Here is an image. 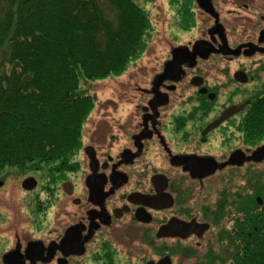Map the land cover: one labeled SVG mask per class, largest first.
Instances as JSON below:
<instances>
[{
    "label": "flooded vegetation",
    "instance_id": "1",
    "mask_svg": "<svg viewBox=\"0 0 264 264\" xmlns=\"http://www.w3.org/2000/svg\"><path fill=\"white\" fill-rule=\"evenodd\" d=\"M210 1L67 167L35 171L45 187L0 174V264H250L264 241V0ZM182 48L197 52L158 85Z\"/></svg>",
    "mask_w": 264,
    "mask_h": 264
},
{
    "label": "trees",
    "instance_id": "2",
    "mask_svg": "<svg viewBox=\"0 0 264 264\" xmlns=\"http://www.w3.org/2000/svg\"><path fill=\"white\" fill-rule=\"evenodd\" d=\"M195 4L170 0L181 30L195 28ZM154 31L138 0H0V174L67 167L96 106L82 81L124 74ZM252 247L248 263H264V241Z\"/></svg>",
    "mask_w": 264,
    "mask_h": 264
},
{
    "label": "rangeland",
    "instance_id": "3",
    "mask_svg": "<svg viewBox=\"0 0 264 264\" xmlns=\"http://www.w3.org/2000/svg\"><path fill=\"white\" fill-rule=\"evenodd\" d=\"M138 2L148 11L151 17L155 29L152 40L145 53L138 60L134 61L129 69L121 76L98 82H90L89 85H86L85 81H82L81 86L90 89L91 94L96 99L95 109L84 125L83 140H85L84 134L86 128L90 127L95 121H97L96 119L98 118L100 111L105 112L107 103L118 104L119 102L115 101V98L120 94L119 92H124L125 90L136 86L137 81L135 79L138 77L137 73H146V64L148 62L157 59L162 60L161 58L167 54L168 48H171L174 45L172 40L180 44L195 35V30L191 29L189 31H182L177 25H175V21L178 18L174 16L175 10L170 5V0H138ZM142 65H145L146 68H142ZM42 170H44V172L46 171V169L43 168ZM35 171L37 170L30 172L35 173ZM6 172L8 174L7 176H13V178L17 180H22L27 174H29L28 171L23 172L18 169L6 170L4 173ZM34 173L31 174L34 175ZM34 176H39L41 179L44 178L40 189L45 187L47 182L43 171H40L39 174L35 173ZM40 189L38 191H40ZM17 198L19 199V195H17ZM20 199L27 201L32 198H26L25 195L22 194Z\"/></svg>",
    "mask_w": 264,
    "mask_h": 264
},
{
    "label": "water",
    "instance_id": "4",
    "mask_svg": "<svg viewBox=\"0 0 264 264\" xmlns=\"http://www.w3.org/2000/svg\"><path fill=\"white\" fill-rule=\"evenodd\" d=\"M200 1L204 5L205 9H207V10L212 9L210 0H200ZM196 52H197L196 48H195L194 53H190L186 48L175 50L174 54H173L172 62L167 64L164 74L162 76H160L157 80L158 85L161 82H163L164 79L170 78V77L172 78L173 74H175V73L177 74V72H181V65L186 61L187 58L194 57ZM30 181H32V180L26 181L24 183V188L27 190H32L34 188L33 182L30 184Z\"/></svg>",
    "mask_w": 264,
    "mask_h": 264
}]
</instances>
